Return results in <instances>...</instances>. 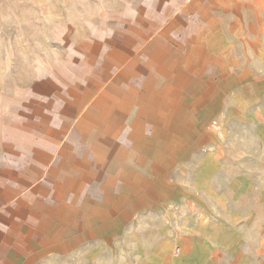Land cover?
I'll use <instances>...</instances> for the list:
<instances>
[{"label":"crops","instance_id":"0c3cea01","mask_svg":"<svg viewBox=\"0 0 264 264\" xmlns=\"http://www.w3.org/2000/svg\"><path fill=\"white\" fill-rule=\"evenodd\" d=\"M180 12L124 20L67 79L23 89L0 130V264H72L116 243L190 199L192 168L206 184L224 120L264 112V20Z\"/></svg>","mask_w":264,"mask_h":264},{"label":"rangeland","instance_id":"374dc122","mask_svg":"<svg viewBox=\"0 0 264 264\" xmlns=\"http://www.w3.org/2000/svg\"><path fill=\"white\" fill-rule=\"evenodd\" d=\"M182 9L188 18L264 20V0H0V130L26 86L67 79L96 39H117L124 20H165ZM257 117L224 120L206 184L196 183L203 170L185 177L190 199L135 218L116 243L72 264H156L163 252L168 264H264V112Z\"/></svg>","mask_w":264,"mask_h":264}]
</instances>
